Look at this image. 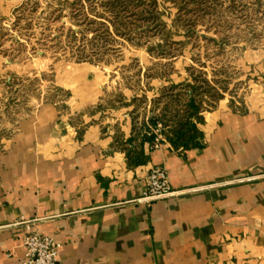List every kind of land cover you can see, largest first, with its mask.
Wrapping results in <instances>:
<instances>
[{"label": "crops", "instance_id": "crops-1", "mask_svg": "<svg viewBox=\"0 0 264 264\" xmlns=\"http://www.w3.org/2000/svg\"><path fill=\"white\" fill-rule=\"evenodd\" d=\"M253 71L259 96L220 102L198 147L154 144L130 107L91 112L88 72L67 101L34 100L0 140V264H21L28 229L61 264H264V57ZM156 166L178 194L144 199Z\"/></svg>", "mask_w": 264, "mask_h": 264}, {"label": "rangeland", "instance_id": "rangeland-1", "mask_svg": "<svg viewBox=\"0 0 264 264\" xmlns=\"http://www.w3.org/2000/svg\"><path fill=\"white\" fill-rule=\"evenodd\" d=\"M262 57L264 0H0V140L34 100L67 101L72 75L88 72L89 110L130 107L160 144L188 120L189 85L197 127L222 101L246 109Z\"/></svg>", "mask_w": 264, "mask_h": 264}, {"label": "built area", "instance_id": "built-area-1", "mask_svg": "<svg viewBox=\"0 0 264 264\" xmlns=\"http://www.w3.org/2000/svg\"><path fill=\"white\" fill-rule=\"evenodd\" d=\"M157 144L158 139H155ZM147 190L144 199L155 200L179 192L170 185L165 168L153 167L147 175ZM24 257L21 264H61L59 260L60 244L48 235L40 234L28 229L23 238Z\"/></svg>", "mask_w": 264, "mask_h": 264}, {"label": "trees", "instance_id": "trees-1", "mask_svg": "<svg viewBox=\"0 0 264 264\" xmlns=\"http://www.w3.org/2000/svg\"><path fill=\"white\" fill-rule=\"evenodd\" d=\"M189 104L187 106L188 111V120H185L184 122H179L180 129L179 131L170 137L167 136L166 142H169L174 148H177L182 146V148H190V147H198L201 146V140L203 137L202 132L198 129L196 122H194V118L197 117L199 114L200 106L196 102V100L193 98V95L191 94V91H193L196 87L195 83L192 85H189ZM160 120H163V118H160ZM135 121V120H134ZM158 120H151V124H156ZM144 137H146L149 141L154 140L153 134H148L147 132L143 131ZM165 142V141H164Z\"/></svg>", "mask_w": 264, "mask_h": 264}]
</instances>
